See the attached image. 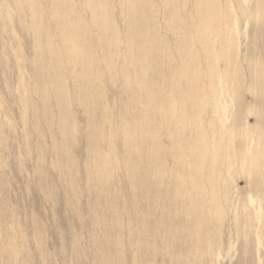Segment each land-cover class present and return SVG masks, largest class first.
Listing matches in <instances>:
<instances>
[{"label": "bare ground", "instance_id": "1", "mask_svg": "<svg viewBox=\"0 0 264 264\" xmlns=\"http://www.w3.org/2000/svg\"><path fill=\"white\" fill-rule=\"evenodd\" d=\"M0 50V126L6 100L18 105L39 196L86 191L81 214L113 218L92 241L99 264H136L139 248L143 264H264V0H0ZM117 204L132 224L118 247L105 237ZM8 218L0 264H33L21 218Z\"/></svg>", "mask_w": 264, "mask_h": 264}, {"label": "rangeland", "instance_id": "2", "mask_svg": "<svg viewBox=\"0 0 264 264\" xmlns=\"http://www.w3.org/2000/svg\"><path fill=\"white\" fill-rule=\"evenodd\" d=\"M0 52H1V54H0V65H1L5 58L2 55L3 52L1 50H0ZM24 55L27 57L26 52H24ZM9 62L11 63L13 61L11 60ZM10 75L12 76V79H13V77H14L13 74L11 73ZM25 75L27 78L30 77L28 69L25 70ZM5 77L9 78V70L8 71H5V70L2 71V68H0V84L1 85H3L6 80L8 81V79L5 80ZM13 85H14V87L16 85V80H14V79H13ZM0 89H3L2 86H0ZM0 92H2V91L0 90ZM2 94L3 93H1V95ZM3 111H4V114L7 113L9 115V117L12 121L10 124L12 126L9 127L8 125H10V124L7 125V123L3 126L4 129L1 128V126H0V140L2 141V144H0L2 146V148H0V166L2 167V168H0V178L2 176V179H0L1 180L0 183L2 185L0 184V186L1 187L4 186V187H2V189L0 187V189L2 190V191H0V220H1L0 225H1L2 230L5 231V228L7 227V223L5 225V222H6V218L9 217L10 212L13 215L10 214L11 218L10 217L9 218L11 220L8 218L7 221L12 222L15 219L17 220V218L18 219L21 218V219H19V221L18 220L17 221L20 222V225H21L20 227L22 228L21 231L23 232V234H25L27 236V239L29 242V251L32 254L31 256L33 257V264H43V263H45V264L46 263L47 264H99V260H98V257L96 258V254L92 255V253L94 254V246H93L92 241L95 239V236L97 237V239L98 238L100 239L101 238L100 236H102L101 232L103 231L105 233L107 231V229L106 230H103L102 228L99 229V226H100L99 223H103L105 221V219H107V218H108V220H112V222H113V218L111 217L112 219H110V214H108V216L106 215L107 212H104L106 214L103 213L104 216L101 215L100 212H96V209L93 206L91 207L92 208L91 210H93V212L89 213L90 216L85 215L86 211L83 213L84 215L81 214L82 213L81 207L84 208L85 203L87 201H91V199H92V195H90V196L87 195L85 193L86 191H84V192L82 191L83 193L80 191L77 195L78 198H76V196L71 195L72 193L70 192V190L68 188L64 187L63 189L67 193L62 192L63 190H61L59 193V196L64 198V199H61L59 202L56 201L53 205H52L53 201H49L48 203H46V201L43 200L41 198V196H39V192H38L39 179H38V175H36L37 169H36L35 161H37V159H38L36 155L40 154V153H37V154L34 153L35 152L34 149L36 147L35 144H37V140L35 137L36 135L29 129L28 122L22 121V118H21L22 117V110L20 109V107L18 105L14 104L12 102H9V100H6L5 107H4ZM0 116H1L0 121L2 123V120H5V119H4V117H2L3 115L0 114ZM5 127H7V129ZM1 129H3L2 133H1ZM32 135H33V137H32ZM28 136H30L33 139L30 138L29 140H27L29 138ZM49 138H50V140H49ZM49 138L46 135V138H44V139L47 140V143H46V141H43L44 144L49 145V146H47L48 149L53 142V140H52L53 138H51V137H49ZM31 140H32V142H31ZM49 141H52V142H49ZM34 142H35V144H34ZM82 143H83L82 141H80L79 143L77 142L76 146L78 147V150L76 149V151L75 150L73 151V153L75 152L74 153L75 155L73 154L74 157L77 156L76 159L79 162H81L80 164H83L82 159H83V145L84 144H82ZM34 145H35V147H34ZM26 149L28 150V152ZM24 152H25V154H24ZM78 152L81 153L80 156H79ZM20 154L22 156H20ZM31 154H33V155H31ZM27 155L28 156L31 155L32 157L29 158ZM41 156L43 157V154ZM51 156L52 155H48L47 157L49 159H47V161L45 159H43V161H44V163H46L45 164L46 166L44 165L46 167V168L44 167V174L46 173L47 178H48L47 179V185L50 188V190H53L56 187V185H55L56 184V175L55 174L58 175V173H60V172H58L59 170L54 169L52 166H51V168H53V169L50 168V162H52V161L54 162V160H52V159H55ZM53 156L55 157L54 152H53ZM78 156H79V158H78ZM34 158H35V160H34ZM31 161H32V163H31ZM41 161H42V159H41ZM54 170H55V172L53 174ZM46 171H48V174ZM3 175H4L5 179L3 178ZM79 175H81L78 177L79 180L81 179L80 180L81 182L78 181V183L84 184V181L82 180L83 179V173L81 172V174H79ZM35 177H37V178H35ZM2 181H4L5 183H3ZM3 188L5 190H3ZM66 189H67V191H66ZM66 194L69 195V197ZM87 199H89V200H87ZM64 200H66V203L68 202V206L63 205ZM76 200H78V201H76ZM5 201H6V203L3 204V202H5ZM70 204H72V205H70ZM4 207H7V208H4ZM9 207H10V209H9ZM127 207H129V206L124 207V206H122V204H120V207L118 206V204L114 207V208H117L116 209L117 211L116 210L115 211L118 212L117 213L119 215V218L117 217L118 220L120 221L122 219L121 220L122 222L120 221V223H121L120 229L118 228L119 226H116L117 224H115V222H114L113 223L114 228L110 229L108 234H105V237L107 235H109V237H111V242H113L114 239L117 240V246L116 247H118L120 245L121 246L126 245V243L128 242V237H127L128 232L127 231L132 226V224H130V221L127 220V218H126L127 216H124V215H127V213L130 210ZM11 208L14 209V211H16V212L14 213V211L11 210ZM6 209H7V211H6ZM4 210L6 211V214L8 213V215L5 214ZM18 210L20 211L18 214L19 216L16 217L17 216L16 213H18L17 212ZM94 211L96 213H94ZM107 211H108V209H107ZM71 213H73V214H71ZM120 213H121V215L122 214H124V215L121 216ZM14 214H16V215H14ZM94 215L98 221L100 220L98 222V225L95 222L97 225L95 227H94L95 223L93 225L90 222V217L93 218ZM100 215L104 218H102ZM12 217H14V218H12ZM27 218H28V222H27ZM63 218L65 220H63ZM2 219H4L5 221L3 222ZM68 219H70V220H68ZM35 220H36V224H34V225H37L36 227L39 229L38 232H40V233H38L39 235L37 234V232H35L32 229L33 226L31 227V224L33 225V223H35ZM81 220L84 221L83 225H80L78 223V221H81ZM126 221H128V222H126ZM31 222H33V223H31ZM87 222H89V224ZM15 223H16V221L14 222V224ZM8 224L10 225L11 223H8ZM3 226H4V228H3ZM96 227H98V228H96ZM41 229H42V231H41ZM95 230L97 232H94ZM100 230H102V231H100ZM133 230H135V228H133L132 231ZM91 232L94 234L92 235ZM100 233H101V235H99ZM34 235H36V237H38L37 240H39L37 245L35 243L36 240L34 239ZM41 236H42L41 241H43V243L41 242L39 244ZM76 236H77V238H76ZM141 240H139V241L142 242ZM32 241H33V243H32ZM133 241L138 242V239L133 238ZM133 241H132V244H134ZM87 243H89V244H87ZM150 243L151 242H149V244ZM37 247L42 248L43 252L47 255L45 260H42V259L40 260V258H41L40 257V251H39L40 249ZM61 248H62V250H61ZM111 250H112L111 252H113L115 249H111ZM128 254H129L130 261L133 260L136 262V264H143L144 261L145 262L146 261L152 262V259H153V258L152 259L150 258L151 255L144 248H141V249L139 248V249H137V251L133 249V253H128ZM37 257H39V258H37ZM144 259H146V260H144ZM141 260H143V261L141 262ZM41 262H43V263H41Z\"/></svg>", "mask_w": 264, "mask_h": 264}]
</instances>
